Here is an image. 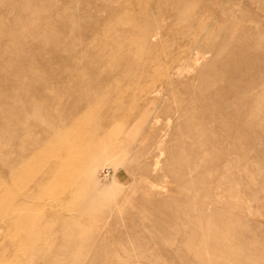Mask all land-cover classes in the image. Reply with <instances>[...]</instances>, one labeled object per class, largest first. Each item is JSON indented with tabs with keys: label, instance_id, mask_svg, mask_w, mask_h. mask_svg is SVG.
<instances>
[{
	"label": "rangeland",
	"instance_id": "1",
	"mask_svg": "<svg viewBox=\"0 0 264 264\" xmlns=\"http://www.w3.org/2000/svg\"><path fill=\"white\" fill-rule=\"evenodd\" d=\"M0 264H264V0H0Z\"/></svg>",
	"mask_w": 264,
	"mask_h": 264
}]
</instances>
